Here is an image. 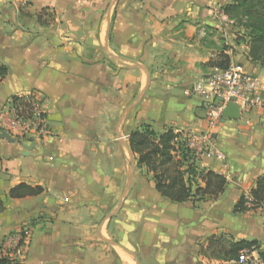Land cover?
I'll list each match as a JSON object with an SVG mask.
<instances>
[{"label": "crops", "instance_id": "crops-1", "mask_svg": "<svg viewBox=\"0 0 264 264\" xmlns=\"http://www.w3.org/2000/svg\"><path fill=\"white\" fill-rule=\"evenodd\" d=\"M227 2L0 0L8 69L0 111L12 96L36 95L44 114L37 137H0L5 249L9 234L26 229L24 264H234L198 254L211 234L257 240L264 251V207L234 211L264 172L263 109L219 120L224 160L196 157L195 165L223 174L226 187L196 204L163 198L128 145L142 123L159 133L206 130L202 99L185 91L215 69L204 63L222 48L264 89V68L234 40ZM41 9L51 15L44 23ZM21 182L43 192L10 198Z\"/></svg>", "mask_w": 264, "mask_h": 264}, {"label": "trees", "instance_id": "trees-1", "mask_svg": "<svg viewBox=\"0 0 264 264\" xmlns=\"http://www.w3.org/2000/svg\"><path fill=\"white\" fill-rule=\"evenodd\" d=\"M44 10L41 9L37 14L40 23L46 22L42 19L43 15L47 18L51 16ZM222 10L237 28L240 37L236 38L235 42L245 41L250 61L264 68V0H228ZM230 61V55L226 53L225 48H222L204 65L221 69L226 68ZM7 71V66L0 62V80L6 76ZM33 96H12L10 105L17 114L28 118L34 106ZM41 101L42 99H39L37 103ZM42 116L44 117L43 113ZM185 144L178 132L167 129L159 133L146 123L137 125L128 135L129 149L136 155L137 165L144 166L151 174L154 187L163 198L174 203L191 200L196 204L208 197L219 196L226 187L225 176L211 169L196 166V157ZM42 192L43 187L39 185L32 186L21 182L8 190V196L21 198ZM249 193L252 197V205H247L242 194L234 205L235 212L242 213L249 209L264 207V172L256 178L255 185ZM3 209L4 202L0 199V212ZM252 246L259 249L260 244L257 240H235L231 235L211 234L204 243L199 244L198 254L208 259L231 261L236 264L239 253ZM1 248L2 244L0 250ZM260 253L264 251L260 250ZM11 262L8 256L0 255V264H11Z\"/></svg>", "mask_w": 264, "mask_h": 264}, {"label": "built area", "instance_id": "built-area-1", "mask_svg": "<svg viewBox=\"0 0 264 264\" xmlns=\"http://www.w3.org/2000/svg\"><path fill=\"white\" fill-rule=\"evenodd\" d=\"M230 22L233 21L230 19ZM264 89L260 79L247 71L236 62L230 61L226 68L214 69L200 77L185 94L199 96L204 105L207 128L200 133L182 131L181 139L186 142L188 149L193 151L195 157H214L224 160L223 152L215 142L214 128L221 120L225 106L232 102L240 110L247 111L253 108L264 110ZM36 95L32 97L34 103L31 116L25 118L16 113L8 102L5 110L0 111V128L15 137L38 136L43 129L44 118L40 103ZM247 205H252V197L249 191L243 193ZM23 231V232H21ZM7 248L0 250V255H6L11 259V264H24L28 248V233L26 229L13 232L7 236ZM236 264H264V253L252 246L239 253Z\"/></svg>", "mask_w": 264, "mask_h": 264}, {"label": "water", "instance_id": "water-1", "mask_svg": "<svg viewBox=\"0 0 264 264\" xmlns=\"http://www.w3.org/2000/svg\"><path fill=\"white\" fill-rule=\"evenodd\" d=\"M222 116L224 118H228V119H239L240 117V110L238 108V106L232 102H229L225 108L223 109L222 112ZM0 137L5 138L6 140H8L9 142H15L16 141V137H14L13 135H11L9 132L2 130L0 132ZM33 144V143H32ZM25 149L27 151H29L31 149V145H24Z\"/></svg>", "mask_w": 264, "mask_h": 264}, {"label": "rangeland", "instance_id": "rangeland-1", "mask_svg": "<svg viewBox=\"0 0 264 264\" xmlns=\"http://www.w3.org/2000/svg\"><path fill=\"white\" fill-rule=\"evenodd\" d=\"M232 29H233L232 32H234V35H235V36H234L235 39L238 38V37H240V36H239V33L237 32V28H236L235 26H233ZM235 39H234V40H235ZM240 41H242V40H240Z\"/></svg>", "mask_w": 264, "mask_h": 264}]
</instances>
